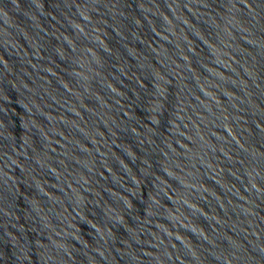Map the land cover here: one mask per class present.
Returning a JSON list of instances; mask_svg holds the SVG:
<instances>
[{
  "label": "water",
  "instance_id": "obj_1",
  "mask_svg": "<svg viewBox=\"0 0 264 264\" xmlns=\"http://www.w3.org/2000/svg\"><path fill=\"white\" fill-rule=\"evenodd\" d=\"M0 264H264V0H0Z\"/></svg>",
  "mask_w": 264,
  "mask_h": 264
}]
</instances>
